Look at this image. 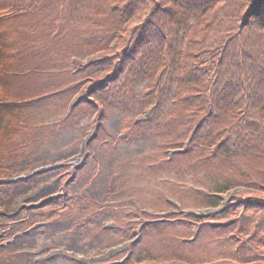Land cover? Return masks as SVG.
<instances>
[{"label":"trees","instance_id":"obj_1","mask_svg":"<svg viewBox=\"0 0 264 264\" xmlns=\"http://www.w3.org/2000/svg\"><path fill=\"white\" fill-rule=\"evenodd\" d=\"M0 51L1 93L21 106L0 129V175L61 131L93 133L39 220L130 242L106 264H264V0H0ZM35 102L65 108L38 120ZM141 140L138 165L172 183L147 207L126 170L118 197L92 195L102 157Z\"/></svg>","mask_w":264,"mask_h":264},{"label":"rangeland","instance_id":"obj_2","mask_svg":"<svg viewBox=\"0 0 264 264\" xmlns=\"http://www.w3.org/2000/svg\"><path fill=\"white\" fill-rule=\"evenodd\" d=\"M1 52L0 59L3 54ZM0 97H5L1 90ZM17 107L14 100L0 98V129L6 121L5 113L14 111ZM64 108H60L58 103L46 105L45 102H37L29 106V111L35 114V119L52 120L59 112L63 113ZM123 119V113L114 111L106 119L107 127L112 133H118ZM91 132L84 137V142L89 140ZM80 137L76 130L61 131L50 141H40L29 155L19 160L14 159L6 165L13 166V169L12 174L0 182V264H43V261L49 264H106L116 261L107 260L115 251L127 248L130 242L127 245L114 244V236L109 233L87 237L85 233L91 227L89 229L82 226L72 231L67 222L39 220L29 210L39 206L44 198L62 188L56 182L58 171L49 167L58 161L78 164L81 157L88 153V147H80ZM151 143L150 140H141L128 145L119 144L114 155H103L102 170L95 183L89 187V192L103 199L107 192H116L112 197H118L120 193L115 187H110V184L126 170L132 178L129 180L126 176V179L136 186L140 207L149 206L147 203L154 199L152 188L169 186L173 179L172 176L156 175L146 166L141 168L142 165H138L139 162H144L145 156L142 154L148 151ZM124 162L127 163L126 168ZM79 184L82 185L79 182L77 185L72 183L71 186L75 188ZM31 218H37V222L30 224ZM106 220L104 218V222H101L108 227L110 223ZM44 227H47V233L44 232ZM111 249L113 253L109 252ZM47 253L49 254L46 255Z\"/></svg>","mask_w":264,"mask_h":264}]
</instances>
